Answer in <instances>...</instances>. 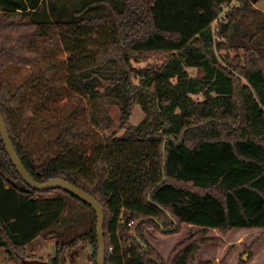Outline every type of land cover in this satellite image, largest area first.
Returning <instances> with one entry per match:
<instances>
[{"label":"trees","instance_id":"16d2710c","mask_svg":"<svg viewBox=\"0 0 264 264\" xmlns=\"http://www.w3.org/2000/svg\"><path fill=\"white\" fill-rule=\"evenodd\" d=\"M228 1L0 0V109L11 141L37 182L66 180L102 205L106 264H197L201 247L218 241L210 229H264V12L262 0H241L222 25L226 41L215 43L212 24ZM56 42L69 55L67 87L87 104L57 122L43 113L61 67L52 60L32 71ZM157 55L161 65L134 67ZM21 68L32 74L16 85L11 71ZM31 90L39 98L28 120ZM136 104L145 118L131 125ZM114 108L123 133L99 136L114 126ZM71 201L85 215L74 217ZM184 225L201 229L167 259L147 239ZM40 236L56 241L48 264H68L84 241L96 264L93 208L61 189L29 187L0 135V249L23 264Z\"/></svg>","mask_w":264,"mask_h":264},{"label":"rangeland","instance_id":"374dc122","mask_svg":"<svg viewBox=\"0 0 264 264\" xmlns=\"http://www.w3.org/2000/svg\"><path fill=\"white\" fill-rule=\"evenodd\" d=\"M78 1L79 0H45V5L48 6L50 3H52L53 5L60 6L64 3L72 4ZM256 8L264 12V0L260 1V3L256 5ZM46 49L47 50L44 52L45 54L43 55V61L41 62V64H39L38 67L32 70L35 73V76L39 75L40 72L45 69V67L50 61L53 60V62H56V64L61 67V64L66 63V61L69 59V55L64 52V49L59 42H56L54 47ZM227 52H229L231 57L234 56L233 53L230 51H223L222 54H226ZM162 63V57L157 55L151 57L145 62H135L134 67H136L137 69H143L147 66L156 67L161 65ZM187 71L191 75V77L201 76L200 72L196 69L188 68ZM64 73L65 68L61 67L59 74L54 77V80H56V84L58 85V89L60 92L58 91V94L54 96V99L52 101L51 112L49 113L47 111H44L43 118H47L48 115H51L50 119L53 121L56 120L57 122V119L65 117L66 114H69L75 108L76 104H81L84 106L85 109H87L86 100H84L83 97H79L76 93H74L67 87ZM31 74V70H28L27 68H21L20 70L11 71V78L16 85H20L25 81V79L29 78ZM135 83H139V78L135 79ZM60 93H62L64 96L62 99L58 96ZM38 98V93L31 90L29 105L26 107V117L28 120L31 119V117L35 113V104L38 102ZM195 99L200 101L202 100V96H195ZM86 115L87 112L84 114V118H87ZM111 116L114 119V126L104 132H98L99 136H109L113 133L121 135L123 133V130L119 129V110L117 108H114L111 112ZM144 118L145 114L143 113L141 106L139 104H136L133 109L130 124L138 125ZM55 130L56 129L54 128L53 131ZM43 132L46 137L49 135L47 130H44ZM92 145L93 144L91 143L90 147ZM70 204L72 207L71 212L73 213L72 215L74 217L80 218L85 215L83 213H85L86 209L82 207L79 203L71 201ZM197 232H195V234ZM170 236L168 237L165 235L164 238H162L157 244L161 253L163 254H167L171 245L180 238L178 237L180 236L178 234H176L175 237H172V235ZM208 237L216 238L218 239V241L210 242V244L201 247L200 252L196 258L197 264L204 262H211V264H222L223 262L224 264H240L241 261H243L245 264H264V229L232 230L227 236H223L222 233L219 232V230L217 229H210ZM204 247L207 248V251L204 253V255L207 256L208 259H206L205 261H201L200 259H202V257H200V254L202 252L201 250ZM34 248L37 249L39 255L44 256L49 254L50 252L52 255H55L56 241H45L43 239H39L36 240L32 244V246H30V249ZM90 251L93 252L94 250L88 241L79 243L77 247L68 252V264H93ZM0 256L3 258L7 257L6 260L0 258V264L16 263L15 259L10 258L4 249H0ZM43 261L47 260L44 259Z\"/></svg>","mask_w":264,"mask_h":264},{"label":"water","instance_id":"95a60500","mask_svg":"<svg viewBox=\"0 0 264 264\" xmlns=\"http://www.w3.org/2000/svg\"><path fill=\"white\" fill-rule=\"evenodd\" d=\"M0 135L2 137L6 150L14 166L16 167L19 175L22 177V179L29 187L41 192H46L51 189H61L74 195L76 198L80 199L81 201L85 202L86 204H88L90 207L93 208V210L97 215L98 255L96 259V264H106L107 250H106L105 233H104L105 211L102 205L93 196H91L84 190L78 188L77 186L69 183L66 180L55 178L49 180L46 183L37 182L31 176L28 170L25 168L24 164L22 163L20 157L16 152V149L11 141L1 109H0ZM168 215L169 217H171L170 214ZM22 262L23 264H48L47 261L38 260V259H26V258H23Z\"/></svg>","mask_w":264,"mask_h":264},{"label":"crops","instance_id":"0c3cea01","mask_svg":"<svg viewBox=\"0 0 264 264\" xmlns=\"http://www.w3.org/2000/svg\"><path fill=\"white\" fill-rule=\"evenodd\" d=\"M198 230H200V227H198V226H196V225H184V227H183V229H182V232L181 233H179L178 235H180V236H178V237H180L179 238V240H177V241H175L172 245H171V247H170V249L168 250V252H167V254H163V253H161V251H160V249H159V247H158V242L162 239V238H164V236L165 235H162V234H160V233H156V232H154V231H150L146 236H147V239H148V241H149V243L152 245V247L153 248H155L165 259H167L168 257H169V255H170V253H171V251L173 250V248L178 244V243H180V242H182L183 240H185L186 238H189V237H191L193 234H195V232H197ZM235 230H238V229H235ZM185 231H187V232H185ZM185 233V234H184ZM183 234H184V236H183ZM176 236V234L175 235H172V237H175ZM169 237V236H168ZM171 237V236H170ZM39 239H43V240H45V241H48V239H45L44 237H42V236H40V237H38V238H36L33 242H31L30 244H28L27 246H26V255L29 257L28 259H38V260H47L48 261V259L51 257V256H53L52 254H51V252L49 253V254H47V255H39L38 254V252H37V249H30V246H32V244L36 241V240H39ZM202 252H201V254H200V257H202V259H200L201 261H205L206 259H208V257L207 256H205L204 255V253L207 251V248H203L202 250H201ZM90 253H91V257H92V251H90ZM8 255V254H7ZM207 255V254H206ZM203 256H205V257H203ZM0 258H2L3 260H6L7 259V257H1L0 256ZM11 258V257H10ZM15 264H17V263H15Z\"/></svg>","mask_w":264,"mask_h":264},{"label":"built area","instance_id":"2783aa9c","mask_svg":"<svg viewBox=\"0 0 264 264\" xmlns=\"http://www.w3.org/2000/svg\"><path fill=\"white\" fill-rule=\"evenodd\" d=\"M241 4H242L241 0H229L228 2L222 5L221 10L217 14L212 24V33H213V38L215 39V43H223L226 41V38H220L219 36L222 25L229 22L228 19L230 14L234 11V9L239 8ZM132 225H134V222L130 221L128 226H132Z\"/></svg>","mask_w":264,"mask_h":264}]
</instances>
